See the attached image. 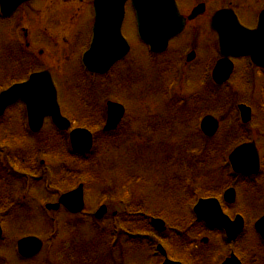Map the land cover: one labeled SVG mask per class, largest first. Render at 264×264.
<instances>
[{"label": "rangeland", "instance_id": "1", "mask_svg": "<svg viewBox=\"0 0 264 264\" xmlns=\"http://www.w3.org/2000/svg\"><path fill=\"white\" fill-rule=\"evenodd\" d=\"M200 1L205 3L203 16L208 17L218 6L229 4L247 24L252 23L256 10L264 4V0H177V4L181 13L187 15ZM74 6V10L81 13L79 27L81 38H85L90 26L85 24V17L92 18L90 4L76 1ZM131 12L130 9L126 13L122 30L131 43L127 58L134 64L129 68L128 61L121 64L125 68V77L120 78L121 85L116 87L115 79L110 76L104 86L101 79L88 78L87 72L83 76L76 64V75L81 78L82 74L83 78L69 83L71 87L73 84L77 86L74 88L77 92L75 98L72 94L69 96L71 89L68 92L65 90L59 97L65 116L79 118L78 122L74 120V126L87 127L96 136L94 148L89 154L83 155L79 161L75 160L64 147L65 134L61 133L58 138L53 136L55 132L49 120H44L38 132L24 129L19 118L25 123L26 113L24 107L23 114L19 112V101L18 105L9 107L1 115L5 118L0 121V158L8 154L9 167L13 169L7 170L0 164V178L8 182L0 180V221L4 220L1 223L0 264H57L54 256L58 247L65 255L88 252L91 264H101L104 258L107 264H148L146 252L150 248L147 239L136 235L142 232L135 231L136 227L141 231L150 228L141 213H145L147 218L150 214L159 216L166 220V224L178 226L192 240L190 250L195 251L199 262L219 264L229 254V246L221 239L220 230L201 229V225L194 222L189 207L194 201V191L204 197L221 189L223 192L230 183L235 184L236 199L231 206L224 208L225 212L228 216L238 212L247 222L237 239L235 252L246 264H254V259L257 264H264V248L260 246L261 240L252 227L253 221L264 214V177L253 179L255 190L251 188L253 194H250L239 177H232L233 180L227 178L229 168L223 163V158L225 160L232 148L246 139L255 140L264 158V76L253 71L254 91L251 89L252 94L247 96L246 86L242 85L238 75L220 86L212 87L210 84L199 99L202 111L194 112V105L193 115L184 112L172 114L166 133L163 127L161 130L155 127L158 122L152 124L155 131L150 133L145 125L153 123V119L148 116L163 107L159 99L151 102L149 97L146 71L149 62L153 66L154 60L149 59L147 50L136 38ZM201 21H198L201 23L198 28L191 25L188 32L173 41L178 42L177 47L183 49L186 43L193 40L200 55L207 57L214 54L213 44L217 37L212 34L208 24ZM9 26L13 30L14 20ZM15 28L18 30L19 25ZM241 62L237 60V70L242 66ZM247 73H244V78L249 75ZM185 87L186 95L196 88L191 82H187ZM87 98L88 106L83 105V100ZM106 100L124 103L127 116L126 113L122 115L123 124L117 130L103 133L101 115L105 112ZM229 100L233 103H229ZM239 102L252 106L251 120L246 125L240 124L238 114L233 110ZM197 113L200 116L210 114L220 121L218 132L209 141L199 133V128H195ZM212 148H215L214 152ZM175 151L180 152L179 157L171 162L169 158ZM223 153L225 155L221 157ZM201 157L203 163L199 164L197 160ZM62 166L67 167L64 174L59 171ZM25 174L28 176L24 177ZM46 180L51 182L48 187ZM77 182L83 183L85 210L71 214L63 207L48 212L42 207L46 202H56L60 193L72 189ZM107 194L106 205L120 216L116 228H122L118 233V237L122 238L121 245L120 240L116 245L109 244L108 237L111 235L105 230L111 228L110 214L101 220L105 230L94 224V212L103 201L102 195L107 198ZM131 201H140L142 207V212L132 217V214L127 215V212L132 211L127 209L124 212L125 205ZM53 222L56 223L55 230H52ZM186 222L188 224L183 226ZM150 234L146 235L147 238ZM27 235L36 236L43 246L34 257L22 259L16 252V243ZM165 235L169 245L164 242ZM150 236L152 238L153 235ZM155 236L156 240L161 237L162 242L159 241L168 247L172 257L184 259L189 264L183 256L186 254L179 252L176 237L170 230L159 234L155 232ZM202 238L207 241L203 242ZM128 241H134L135 246ZM65 244L69 246L65 247ZM121 246L123 256L120 257L116 250H121Z\"/></svg>", "mask_w": 264, "mask_h": 264}, {"label": "flooded vegetation", "instance_id": "2", "mask_svg": "<svg viewBox=\"0 0 264 264\" xmlns=\"http://www.w3.org/2000/svg\"><path fill=\"white\" fill-rule=\"evenodd\" d=\"M13 1L15 0H0V4L2 2L5 6V5H9ZM76 1H81L83 2V4H88V5L90 4V8H91L92 0H22L17 5V7H15L11 12L8 13H5L1 9V5H0V92L7 89L9 86L13 84L23 83L29 78L31 74L39 73V72H48L56 88L57 101L59 103L61 113H63L64 107L61 103V100L59 99L60 95H62V92H65V90L68 92L71 89L72 91L68 92L69 96H71V94L74 96V98L76 96V91L74 89L75 85L73 84L71 87L69 84L70 82L80 78L76 75V69H75L76 64H78L79 70H82L83 76L87 72L82 68H80L82 67L81 57H82V53L90 45L91 31L94 21L93 12L90 13L92 14V18L91 16L85 17V24L87 23L90 26H89V31L87 32L85 38H81L79 20L82 18L80 11L78 12L77 10L76 11L74 10L75 7L74 5ZM230 2L231 1H229L228 3ZM200 3H203L205 6L204 2L200 1L198 4ZM227 6L230 5L227 4ZM221 7L222 6H218L217 9ZM203 9L204 10L200 12L198 15H196L193 19L191 20L186 19V24L183 32L180 33V35H177L172 39H170L167 48L163 52L155 53V54L153 53L152 55H148L149 59L154 60L153 66L152 63L149 62L148 69L146 71V75L149 81L148 83L149 97H151V102L154 101L155 99H159L162 102V107H163L158 111L157 110L152 111V113H150L148 116V118L153 119V123L151 124L155 125V123L158 122V125L156 124L157 126H155L156 128L161 129L163 127V129H169L170 128L169 118H171L170 115L172 114L176 115L178 113L180 114V112H184L185 110H189L188 113L192 115L194 114V112L199 113L200 111L203 110V107H199V105L201 104L199 99L201 98L202 93H204L203 91L204 78H207L208 75L212 79V74H211L212 69L216 65V62L222 57L220 55L219 46L217 42L218 35L209 26V21L211 16L208 17L207 15L203 16L205 14V7ZM200 19H202L201 22L208 24V27L212 30V34L213 33L216 34L217 37L216 41L213 44L214 54L213 55L210 54L207 57L200 55L193 40H190V42L186 43L185 48L183 49L178 48L177 47L178 42L173 41L178 36H181L185 34V32H188V29L189 28L191 29V25L198 28L199 25L201 24L200 22H198L200 21ZM13 20H14V28L12 30L9 24ZM255 20L256 19L254 18L253 19L254 22L252 21V23H255ZM242 24L250 28L255 26L253 24H247L243 22ZM17 25H19L18 30H16L15 28ZM123 25H124V21L122 24V28ZM122 28H121V33L124 36V38L127 40L130 50L131 43L127 38V36L123 33ZM9 30L12 31L10 32ZM128 52L124 57L115 61V63L111 66V68L107 72L103 73L102 75H95L94 77L101 78V82L105 86L107 84L106 82L108 81V78L112 76V78L115 79L114 81L116 83V87L120 86L121 85L120 78L125 77L124 76L125 68L121 64L124 61L126 62L128 61V65H127L128 68L130 65H132V63L134 64V62L130 61V59L127 58ZM229 59L231 63V73L229 75V78L224 83L228 82L232 78H235L236 75H238L240 79H243L244 73L246 71H248L247 74H249L246 76L249 78H252L253 71L254 72L258 71V74L262 75L261 73L263 71H261L260 68L254 66L250 62V60L246 57L231 55L229 56ZM239 59L240 61H242L241 63L243 64L237 70L236 64H237V60ZM248 64H250V66H246ZM136 67L132 69L133 73H135ZM82 74L80 79L83 78ZM89 75L88 78L92 77L91 75L90 76ZM133 76L138 77V75L136 74H133ZM60 82L63 84L61 85ZM187 82H191V84L193 83L196 86V88L192 90L189 93V95L185 94V90H186L185 86ZM213 86H220V85H217L213 82L212 87ZM107 101L108 100H106L105 102V106ZM19 103H20L19 112L22 115L23 107L25 113H26V109L22 100H19ZM86 103L87 104L89 103L88 98ZM15 105H18V101L14 102L13 105H9L5 109L3 115L5 114L6 110L9 107L11 106L14 107ZM123 105L125 107L124 103ZM194 105H195V111L193 112ZM233 110H235V107H233ZM126 111L127 109L125 107V113ZM0 117H1L0 121H2L5 118L2 116ZM20 120L23 123V119L21 117ZM44 120H50V119L45 118ZM70 120L73 123H75L74 122L75 118L73 119L71 117ZM77 120H79V118H77ZM101 120H102V124L104 125L106 120V109L105 112L101 115ZM7 123L11 124L12 122H7ZM122 124H123V118L115 129L105 132H112L114 130H117L119 126ZM259 156H261L260 153ZM260 162H261L260 164L262 165L263 160L261 157H260ZM260 175H262L261 171L259 174L256 175L245 176L244 180L246 184L247 183L251 184V181H253V179L258 178ZM246 187L248 191L250 190L249 193L253 194V192L251 191V185L249 186L246 185ZM209 196L216 197L221 203L222 207L225 206L227 208L229 205L231 206L233 204L232 203L227 205L225 204V202H222V195L219 192L218 194H211ZM235 199H236V191H235L234 201ZM191 205H193V203H191L190 206ZM139 206L141 208L140 201H137V211L133 213V216L136 213H141ZM109 210H111V208L107 206V211ZM106 215H109V213H107ZM111 215L115 216L118 219V221H120V216L118 215L117 212L113 211L110 213V216ZM141 216L145 221L147 220V224L150 223L151 225V226L149 225L150 233H151L150 235H153L152 238L150 235L147 238L146 234L144 233L136 234L139 235L140 237H146L145 239H147V244L149 248L151 245H153L151 246V250H148V252H146L148 253L147 254L148 264H153V262H156V264H162L164 259H169L174 262H180L181 264H187L184 259H179L171 256L170 251L167 249L168 247L165 246L163 243H161L162 242V240L160 239L161 237H158V240H156L155 232L159 234L165 232L167 229L170 230V232L176 237V242H177L176 244H178L180 248L179 252L181 254L185 253L186 254L185 256L190 257L191 264H201V263L204 264V262H199L196 259L195 251L190 250V245L192 243V240H190V238L185 236V232H183L182 230H178L179 229L178 226L173 227L172 224L170 225L166 224L167 223L166 220L159 216H153L150 214V217L147 218V215L145 213L143 214L141 213ZM153 218H159L163 220V222H161V226H159V228H163V229L161 230L159 229V231L155 229L154 227L155 225H153L152 223ZM194 222L199 223L201 225V229H203L202 222H199L196 219H194ZM187 224L188 222H186L183 226H186ZM249 224L250 222H248V228H249ZM244 225L246 227L247 222H245ZM153 237H155V240L153 239ZM167 238L168 237H166V235L163 237L164 242H166L169 245V243L167 242ZM237 239L238 238H236L235 241L228 242L230 244V252L234 254H237L235 252ZM119 240L121 245L122 238L120 239L117 238L116 244ZM202 241L206 242L207 239L202 238ZM130 245L135 246L134 241H132ZM158 245L164 256H162L159 252L156 254V256L152 254V252L155 251L154 247ZM260 246L262 247L261 243ZM116 252L119 253L118 255H120V257L123 256L121 254L123 252L122 246H121V250L119 251L116 250ZM149 254L152 259L149 257ZM67 258H69V264H91L92 261L89 253L85 251L81 253H75L72 256L69 255ZM240 260L242 264H246L242 258H240ZM55 263L59 264V261L56 260ZM253 263H255V259L253 260ZM101 264H105V258L103 262H101Z\"/></svg>", "mask_w": 264, "mask_h": 264}, {"label": "water", "instance_id": "3", "mask_svg": "<svg viewBox=\"0 0 264 264\" xmlns=\"http://www.w3.org/2000/svg\"><path fill=\"white\" fill-rule=\"evenodd\" d=\"M22 0H15L9 5L3 4L5 13L12 11ZM125 0H94L96 22L94 25V38L90 49L83 55V62L89 70L103 72L117 58L125 53L128 44L120 34V25L124 14ZM138 22L140 38L151 45V49L161 51L167 41L180 33L184 27L185 19L179 13L174 0H132ZM201 5L192 10L189 19L202 11ZM210 25L219 33L218 42L223 59L219 60L215 70V80L222 82L228 76L230 62L228 55H250L254 62L264 66V8L259 14L257 27L248 29L242 26L230 9L216 11L210 21ZM231 67V66H230ZM23 99L27 106L29 125L32 131L41 128L43 118L50 116L56 126L62 129L68 128V121L61 116L56 93L50 77L46 73H36L30 76L23 84H17L0 93V114L5 107ZM242 119L249 120V108L240 106ZM123 114V107L114 102L107 103V121L104 129H112L119 122ZM201 128L206 135H212L217 129V121L212 116H205L201 122ZM71 147L77 152L89 151L92 144L91 133L83 128L70 132ZM233 168L243 174H251L258 169L257 151L253 144L245 143L235 148L229 156ZM228 201H233L234 191L229 189L225 193ZM69 211L78 212L83 207L82 189H77L63 194L59 198ZM48 207H57L48 205ZM197 219L204 220L209 226L225 228L231 238L241 231L242 220L237 218L230 221L220 209L215 199H202L194 207ZM103 209L96 212L100 218ZM155 225L161 224L158 219L153 220ZM257 231L264 238V216L255 223ZM1 236V227H0ZM18 251L24 256L35 254L41 247V241L36 237H24L17 242ZM236 258L231 257L223 264H234ZM233 262V263H232ZM238 264V263H237Z\"/></svg>", "mask_w": 264, "mask_h": 264}]
</instances>
